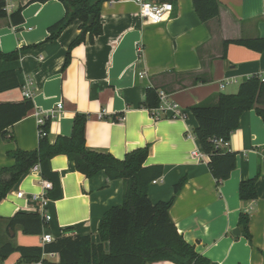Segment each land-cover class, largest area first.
<instances>
[{
    "label": "crops",
    "instance_id": "crops-1",
    "mask_svg": "<svg viewBox=\"0 0 264 264\" xmlns=\"http://www.w3.org/2000/svg\"><path fill=\"white\" fill-rule=\"evenodd\" d=\"M171 4L173 12L153 24L140 18L133 0L106 1L100 11L102 34L92 39L87 34L83 43L69 49L80 35L79 21L57 39L45 41L47 29L65 15L59 0H6L0 53L18 51L19 57L0 61V72L16 71L21 88L1 93L0 103L21 102L27 79L34 97L32 110L9 129L12 138L0 137V169L14 166L13 151L37 149L40 136L34 112L47 114L61 104V113L48 128L50 144L57 136H71L78 114L86 117L88 150L122 160L131 151L147 148L144 166H161L163 174L149 185L148 199L152 204L172 200L169 216L199 255L218 264H264V122L254 110L240 116L228 139L235 168L218 183L210 173L209 157L192 155L203 152L194 137L197 124L190 111L202 103L215 104L221 93L235 94L252 75H264V51L230 44L225 59L221 57L225 41L264 38V0H218L219 16L205 23L199 21L191 0ZM19 8L24 21L13 25L9 14ZM197 79L200 82L195 83ZM152 87L187 111L186 119H152L143 106ZM49 167L60 179L61 197L52 200L47 192L46 205L40 207L33 197L42 191L41 173L24 174L0 202V246L42 248L44 234L53 241L72 235L97 241L99 220L122 202L121 180H110L103 172L88 179L63 155L50 159ZM254 177L257 197L242 203L239 183ZM182 178L175 193L173 187ZM40 210L50 217L42 235H24L19 227L8 232L10 218L18 213L40 215ZM240 212L249 215L248 235L238 225ZM19 259L13 252L0 264H26ZM43 259L59 262L56 254H44Z\"/></svg>",
    "mask_w": 264,
    "mask_h": 264
},
{
    "label": "trees",
    "instance_id": "trees-1",
    "mask_svg": "<svg viewBox=\"0 0 264 264\" xmlns=\"http://www.w3.org/2000/svg\"><path fill=\"white\" fill-rule=\"evenodd\" d=\"M64 7V17L52 24L48 30L46 42H51L75 21H79L80 35L69 45V49L84 42L88 34L90 39L102 34L100 16L101 6L110 0H59ZM117 1V0H114ZM160 2L171 0H158ZM199 21L205 23L219 16L218 0H191ZM6 0H0V19L7 17ZM22 8L10 15L13 25L22 24ZM93 22L88 25L90 18ZM230 44L241 45L257 52L264 51V38L236 39L223 42L222 55ZM18 51L0 53V61H15ZM225 59V58H224ZM69 53L65 67L69 64ZM200 82L198 79L195 83ZM21 88L17 73L14 70L0 72V94L5 91ZM235 94H219L215 104H199L190 107L197 127L194 137L198 141L203 154L209 157L210 173L218 183L230 177L235 168L236 156L216 148L214 141L228 140L238 127L240 116L254 110L264 122V83L259 75H252L241 83ZM143 106L152 110L159 104L158 91L153 87L147 89ZM33 108L31 100L21 102L0 103V137L3 140L12 138L9 130L15 123L24 118ZM86 117L75 115L72 123L71 136H57L50 144L48 136L40 137L38 147L34 151L15 150L10 156L15 164L10 168L0 169V202L8 192L30 171L39 164L41 177L52 183L49 198L57 200L60 194V179L50 171V159L56 155L65 156L74 162L76 170L87 177H94L103 172L110 180H121L123 183V198L118 206H113L103 214L98 223L97 241L90 236H62L59 239L41 247H13L5 244L0 246V263L11 253L20 255L21 263L41 264H154L168 261L173 264H218L199 255L194 247L188 244L178 233L172 222L169 211L172 200L152 204L148 199L149 185L159 179L162 167L155 165L146 167L148 150L138 148L127 153L122 160L111 155L88 150L85 144ZM50 120L41 127L49 131ZM256 177L239 183L238 196L242 203L253 201L257 197L255 188ZM184 183L180 179L173 189L179 191ZM238 225L248 235L249 215L240 212ZM15 227L22 229L24 235H42L47 223L39 214L18 213L10 218L7 224L8 232ZM44 254L58 255L59 262L51 263L42 260Z\"/></svg>",
    "mask_w": 264,
    "mask_h": 264
},
{
    "label": "built area",
    "instance_id": "built-area-1",
    "mask_svg": "<svg viewBox=\"0 0 264 264\" xmlns=\"http://www.w3.org/2000/svg\"><path fill=\"white\" fill-rule=\"evenodd\" d=\"M134 4L138 7L139 16L142 20H146L149 23L158 24L161 23L167 18L168 15H170L173 12V6L169 1L166 2H160L158 0H133ZM8 8V6H5V9ZM138 52L141 50V45L137 48ZM139 76L143 77L144 74H139ZM259 78L262 83H264V75H259ZM28 81L25 83L21 95L24 99L31 100L33 99V84L30 79H27ZM226 83L220 85L222 88ZM158 98H159V104L157 107L153 108L152 110H148L150 113V116L152 119H177L184 121L187 117V111L182 110L176 104L174 101H171L168 99V95L165 92L158 91ZM62 105L57 104L54 110H51L47 114H43V112L35 111L34 117L36 119L37 129L40 137L48 136V130H44L41 127L44 125L46 120H53L55 117H57L61 112ZM214 144L218 150H221L223 152H229V140H223L218 139L214 141ZM193 156L198 157L200 159H204L207 157V155L204 153L199 152H193ZM30 172L32 173H38L40 174V166L39 164L34 165ZM41 188L42 191L40 195H37L33 197L35 201H37L40 204V207H44L47 202V192H49L52 189V183L48 180H45L44 178L41 179ZM18 198H21L23 195L21 192L16 194ZM40 217L43 218L44 221H48L50 217L46 214H44L43 211H41ZM75 235H72L71 237H74ZM53 239L50 235L44 234L42 236L41 242L43 244L51 243Z\"/></svg>",
    "mask_w": 264,
    "mask_h": 264
},
{
    "label": "water",
    "instance_id": "water-1",
    "mask_svg": "<svg viewBox=\"0 0 264 264\" xmlns=\"http://www.w3.org/2000/svg\"><path fill=\"white\" fill-rule=\"evenodd\" d=\"M93 22V18L91 17L88 21V25H90L91 23ZM239 234V231L238 230H235L234 231V235H238Z\"/></svg>",
    "mask_w": 264,
    "mask_h": 264
}]
</instances>
